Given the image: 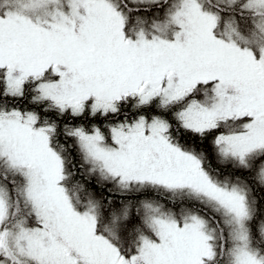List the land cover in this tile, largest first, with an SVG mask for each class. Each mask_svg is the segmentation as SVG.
I'll use <instances>...</instances> for the list:
<instances>
[{"label":"snow or ice","instance_id":"snow-or-ice-1","mask_svg":"<svg viewBox=\"0 0 264 264\" xmlns=\"http://www.w3.org/2000/svg\"><path fill=\"white\" fill-rule=\"evenodd\" d=\"M0 264H264V0H0Z\"/></svg>","mask_w":264,"mask_h":264}]
</instances>
